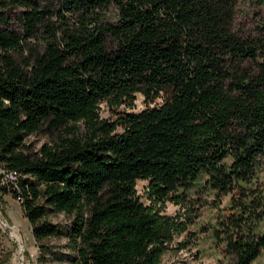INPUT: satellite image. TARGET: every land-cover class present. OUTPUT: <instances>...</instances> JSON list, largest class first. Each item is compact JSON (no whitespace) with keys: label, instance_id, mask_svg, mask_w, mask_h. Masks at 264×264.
<instances>
[{"label":"trees","instance_id":"obj_1","mask_svg":"<svg viewBox=\"0 0 264 264\" xmlns=\"http://www.w3.org/2000/svg\"><path fill=\"white\" fill-rule=\"evenodd\" d=\"M7 9H19L21 36ZM236 11V0H0V165L18 192L0 191L20 199L39 264L59 233L48 213L69 217L71 264H160L193 239L195 205L215 212L200 230L225 264L259 257L264 23L247 35ZM136 94L143 109L124 111ZM37 133L50 142L32 154L24 140ZM164 202L182 213L158 214Z\"/></svg>","mask_w":264,"mask_h":264},{"label":"rangeland","instance_id":"obj_2","mask_svg":"<svg viewBox=\"0 0 264 264\" xmlns=\"http://www.w3.org/2000/svg\"><path fill=\"white\" fill-rule=\"evenodd\" d=\"M40 8L54 7V0H37ZM237 11L235 23L247 35H255L256 26L264 23V0H236ZM113 10L108 11V20L112 19ZM19 9H7L6 18L8 28L11 31L22 35L20 23L18 22ZM27 45L34 47V40H29ZM38 47V46H37ZM35 48V47H34ZM25 53L16 58V64L23 67L25 60ZM132 109H124L126 112H138L145 106L143 98L135 95ZM160 99H154L149 106L159 104ZM98 115L101 119L106 121L113 120V114L106 103L98 105ZM109 108V109H108ZM123 108L119 107L116 111H122ZM80 127V126H79ZM81 131V127L79 128ZM50 142L49 136L43 133L29 135L24 140V145L28 148L30 153H36L38 149ZM258 182L264 187V165L258 173ZM146 182L135 181L134 190L138 197L139 202L144 206H150L144 191ZM200 199H204L200 197ZM206 204L209 203L207 199ZM226 200H222V205ZM196 216L192 219L193 225L188 228L189 231H194L193 239L188 244L183 245L177 249L173 244L170 250L167 251L161 258L160 264H225L226 259L222 255L220 246L210 238V235L202 232L201 227H207L213 222L215 212L210 209V205L201 208L197 205ZM153 209L158 214L173 216L177 212L180 214L178 206L164 202L162 206L155 204ZM45 219L53 224H56L59 233L56 236L49 237L42 240L44 251V264H71L72 254L67 247V242L64 233L69 226V217L62 213L51 214L48 213ZM260 232H264V221L258 226ZM14 232V233H13ZM13 235L20 237L22 245L19 250L18 243L14 240ZM183 234L176 236L175 240L179 242L183 239ZM192 237V236H191ZM23 241V242H22ZM177 246V245H176ZM19 251V252H18ZM39 252L36 243L30 235V228L22 216L19 204L10 196V193H3L0 191V264H39L37 259ZM253 264H264V248L259 257Z\"/></svg>","mask_w":264,"mask_h":264},{"label":"built area","instance_id":"obj_3","mask_svg":"<svg viewBox=\"0 0 264 264\" xmlns=\"http://www.w3.org/2000/svg\"><path fill=\"white\" fill-rule=\"evenodd\" d=\"M18 174L15 171L9 170L0 165V187L4 188L7 192H18L17 187ZM18 204L20 199H14Z\"/></svg>","mask_w":264,"mask_h":264},{"label":"bare ground","instance_id":"obj_4","mask_svg":"<svg viewBox=\"0 0 264 264\" xmlns=\"http://www.w3.org/2000/svg\"><path fill=\"white\" fill-rule=\"evenodd\" d=\"M14 233V232H13ZM13 238H14V240L18 243V246H19V250L21 249V247H22V245H21V243H20V237L18 236V235H13ZM23 242V241H22ZM19 252V251H18ZM19 261V264H22L21 263V261L20 260H18Z\"/></svg>","mask_w":264,"mask_h":264}]
</instances>
